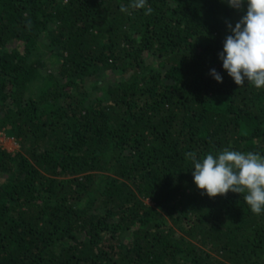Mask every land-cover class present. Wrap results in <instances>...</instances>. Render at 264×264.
I'll use <instances>...</instances> for the list:
<instances>
[{
	"label": "trees",
	"instance_id": "trees-1",
	"mask_svg": "<svg viewBox=\"0 0 264 264\" xmlns=\"http://www.w3.org/2000/svg\"><path fill=\"white\" fill-rule=\"evenodd\" d=\"M130 3L0 0V264H264V214L185 158L264 154V89L219 58L244 10Z\"/></svg>",
	"mask_w": 264,
	"mask_h": 264
},
{
	"label": "clouds",
	"instance_id": "clouds-1",
	"mask_svg": "<svg viewBox=\"0 0 264 264\" xmlns=\"http://www.w3.org/2000/svg\"><path fill=\"white\" fill-rule=\"evenodd\" d=\"M227 3L244 10V15L234 27L231 23L227 25L231 34L226 36L219 53L223 68L238 86L248 82L264 89V0H227ZM129 8L144 9L146 16L154 11L148 0H131L130 5H121L120 10L128 13ZM210 74L223 82L215 69ZM185 158L193 165L194 183L202 195L216 198L227 196L229 191L241 194L253 214H264V154L224 148L203 157L187 152Z\"/></svg>",
	"mask_w": 264,
	"mask_h": 264
},
{
	"label": "rangeland",
	"instance_id": "rangeland-1",
	"mask_svg": "<svg viewBox=\"0 0 264 264\" xmlns=\"http://www.w3.org/2000/svg\"><path fill=\"white\" fill-rule=\"evenodd\" d=\"M115 77V76H114ZM0 148L5 149L9 152H18L21 151L18 141L14 138L9 137L4 132L0 131ZM147 203H150L148 200Z\"/></svg>",
	"mask_w": 264,
	"mask_h": 264
}]
</instances>
